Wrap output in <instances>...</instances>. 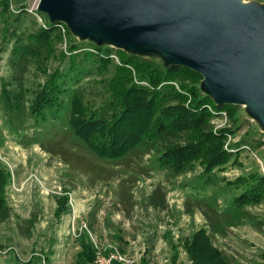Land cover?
Returning <instances> with one entry per match:
<instances>
[{
    "label": "rangeland",
    "instance_id": "1",
    "mask_svg": "<svg viewBox=\"0 0 264 264\" xmlns=\"http://www.w3.org/2000/svg\"><path fill=\"white\" fill-rule=\"evenodd\" d=\"M38 1L0 0V91L4 81L14 88L20 82L29 91L36 89L55 68L65 69L69 45L78 47V59L85 52L90 56L78 62L83 76L62 98L67 104L55 123L22 117L18 130L13 129L8 122L17 116L6 113L0 94V188L7 206L0 217V264H40L42 257L47 264H79L86 241L101 250L115 248L133 264L141 259L147 264H193L185 246L201 237V229L224 264H264V202L238 211L230 204L238 194L231 184L236 178L264 172V125L250 107L234 105L235 125L226 112L210 119L213 130L239 127L226 134L225 148L231 150L239 141L245 145L239 166L214 170L208 182H201L206 178L199 177L198 167L178 176L161 167L157 144L162 147L169 139L116 161L99 159L68 127L69 97L81 91L90 108H101L108 96L101 80L110 74H99L100 59L119 65L121 57H130L150 62L153 69L169 66L167 59L156 50L114 48L59 28V41L33 44L27 60L15 64L10 54L15 35L41 27L39 18L48 20L37 10ZM241 1L264 10V0ZM184 81L210 96L202 76ZM206 109L213 112L210 106ZM192 184H204L203 190H193Z\"/></svg>",
    "mask_w": 264,
    "mask_h": 264
},
{
    "label": "trees",
    "instance_id": "2",
    "mask_svg": "<svg viewBox=\"0 0 264 264\" xmlns=\"http://www.w3.org/2000/svg\"><path fill=\"white\" fill-rule=\"evenodd\" d=\"M45 22L46 26L39 24L41 27L32 33L15 35L10 52L12 60H17L15 64L27 60V51L33 44L42 45L44 39L59 41V28L69 34L64 24ZM68 50L71 55L67 58L65 69L55 68L34 90L29 91L20 82L18 85L21 87L18 88L3 82L0 91L2 106L12 118L17 116L8 122L13 129H17L22 117L30 119L31 123L38 120L55 123L62 119L61 114L67 104L62 98L68 97L72 86L83 76L78 70V62L90 56L89 52H85L78 59L77 46L69 45ZM97 68L102 76L110 74L101 80L108 94L105 102L101 108H90L82 92L76 90L69 97L67 118L72 133L97 158L116 161L142 146L169 139V143L162 147L157 144V161L175 176L198 167L202 170L199 177L206 178L201 182H208L214 170H224L229 164L239 166L241 146L245 145V141L232 145L231 150L224 147L226 134L237 132L239 127L235 130L231 127L213 130L209 125L213 114L217 116L222 112H226L235 125L232 116L236 107L217 105L211 96L184 81L187 77L200 79L201 75L180 66L153 69L150 62L138 63L130 57H121L119 65L113 64L110 58L100 59ZM172 82L177 84L178 89ZM206 106H210L213 112H209ZM171 139L177 140L172 142ZM231 184L238 191L230 202L236 211L246 205L264 202V172L254 171L239 176ZM203 185L192 184L190 188L203 190ZM3 192L0 188V217L7 210ZM199 233L201 237L198 240L194 236V241L185 246L192 263L224 264L205 231L201 229ZM173 248L177 250L172 244ZM94 253L95 248L90 241L82 242L78 263L92 261ZM139 264L147 263L141 259Z\"/></svg>",
    "mask_w": 264,
    "mask_h": 264
},
{
    "label": "water",
    "instance_id": "3",
    "mask_svg": "<svg viewBox=\"0 0 264 264\" xmlns=\"http://www.w3.org/2000/svg\"><path fill=\"white\" fill-rule=\"evenodd\" d=\"M49 22L114 48L156 50L204 79L217 105L264 125V10L241 0H39Z\"/></svg>",
    "mask_w": 264,
    "mask_h": 264
},
{
    "label": "built area",
    "instance_id": "4",
    "mask_svg": "<svg viewBox=\"0 0 264 264\" xmlns=\"http://www.w3.org/2000/svg\"><path fill=\"white\" fill-rule=\"evenodd\" d=\"M39 24H41L44 27V23L42 19L39 18ZM61 27V26H60ZM63 29V28H61ZM95 253L92 261L87 262L86 264H113V262H118L122 264H133V261H130L126 257L120 254V252L115 248H110L101 250L97 247V245H94ZM40 264H47V261L44 257L40 259Z\"/></svg>",
    "mask_w": 264,
    "mask_h": 264
}]
</instances>
